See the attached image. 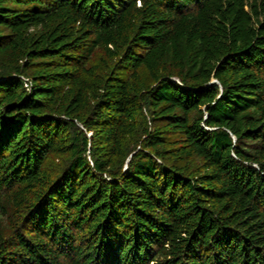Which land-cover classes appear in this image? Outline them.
<instances>
[{
	"label": "trees",
	"instance_id": "1",
	"mask_svg": "<svg viewBox=\"0 0 264 264\" xmlns=\"http://www.w3.org/2000/svg\"><path fill=\"white\" fill-rule=\"evenodd\" d=\"M0 264H264V0H0Z\"/></svg>",
	"mask_w": 264,
	"mask_h": 264
}]
</instances>
